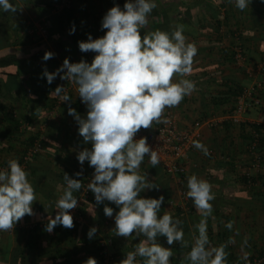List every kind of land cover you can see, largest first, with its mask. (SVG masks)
<instances>
[{
  "label": "clouds",
  "instance_id": "clouds-1",
  "mask_svg": "<svg viewBox=\"0 0 264 264\" xmlns=\"http://www.w3.org/2000/svg\"><path fill=\"white\" fill-rule=\"evenodd\" d=\"M250 3L251 0H235V7L243 11ZM157 6L155 0H126L123 9L119 5L111 7L101 22L105 34L96 39L89 34L87 41L78 42L81 52L96 53L91 63L84 60L71 63L65 58L55 72L45 68L42 74L48 84L57 77L74 83L87 106L86 118L68 107V114L79 125V135L85 143H91V149L80 151L77 159L81 165L88 161L94 168L87 187L96 203L109 201L119 209L114 216L115 235L145 238L119 264H171L174 253L170 246L177 242L182 247L189 246L184 239L183 220L173 218L168 212L160 215L164 196L140 195L145 190H159L160 186L149 181L147 173L141 174L140 168L146 157L156 167L160 156L149 146L147 137L136 139L137 133L153 128V124L169 123L165 118L166 109L178 107L196 89L195 81L185 77L193 72L198 49L187 41L184 26L176 25L171 32L157 29L142 34ZM17 9L10 0H0L3 12L15 13ZM74 31L73 27L70 34ZM53 57L54 53L45 52L42 59L47 61ZM51 94L62 102L71 99L63 86H57ZM193 146L210 155L200 141H193ZM63 180L66 187L55 204L57 214L54 218L48 217L45 227L48 233L58 225L66 229L75 226L71 210L78 206V200L73 193L81 190L82 183L67 173ZM212 188L210 182L196 174L187 178L186 195L201 217L194 226L198 235L193 237L184 258L189 264H227L229 253L225 249L234 243L231 238L219 246L210 243L208 218L212 217V201L216 198ZM36 200L28 173L17 159H10L7 168L0 170V232L12 231L26 215H34L32 205ZM103 212L111 218L114 209L105 205ZM233 226L234 221L225 225L229 230ZM96 233L97 228L92 227L87 235L91 239ZM160 237L166 239L168 247L159 242ZM244 244L247 245V239ZM242 259L247 262L248 254ZM84 264H97V260L89 257Z\"/></svg>",
  "mask_w": 264,
  "mask_h": 264
},
{
  "label": "crops",
  "instance_id": "crops-1",
  "mask_svg": "<svg viewBox=\"0 0 264 264\" xmlns=\"http://www.w3.org/2000/svg\"><path fill=\"white\" fill-rule=\"evenodd\" d=\"M115 5L116 4L108 5L104 3L102 4V7L99 8V13L104 17L106 12ZM228 5L232 12H239L235 7V0H232V3H229L228 0ZM255 5V9L252 10L250 4L248 8L240 12L241 15L237 14V18L235 17L232 19L229 22V25H227L228 29L236 30L234 37L227 34L225 28H222L223 31L220 36V42L224 46L236 41L237 37L240 38V42L244 43L248 49V55L246 56L247 60L252 61L253 58L259 59L264 54V4H261L260 0H257ZM208 6H210V3L204 4V7ZM87 39L88 38H83L81 41H87ZM187 41L194 43L198 49L197 55L194 58L193 72L190 76L185 77L195 81L196 89L191 95L186 96L178 107L166 109L165 112L169 111L176 116L180 128L186 129L188 127H193L197 134L195 141H200L210 152V155L206 156L202 151L193 146L187 162V178L192 174H196L199 178H202L213 185L212 191L215 193L216 198L212 201V217H209L208 219L212 221L213 228L216 230L209 235L211 245L219 246L231 238L234 243L228 244V247L225 249V251L229 253L227 264H254L249 262L263 258L259 255L261 253L264 254V184L261 183L262 181L260 180L264 178V166L260 165V162L257 164L259 155L255 150H251L249 140L250 137L254 140L264 138L263 133L260 132L262 129L259 131V135L255 134L254 130H252L253 126L261 125L264 127V88L260 86V83L256 84V82L253 81L252 84L254 85H251L246 89L243 86V77H240L239 74L236 73V70L233 69L234 67H232L234 64L232 65L229 62H223L222 55H220L217 50L208 52L206 48L205 50L201 48L202 44L206 41L205 35H198L193 39L188 37ZM72 47V49L69 48L68 52H63V50L62 52L52 50V53H54V56H56L59 61H64L65 58H68L71 63H77L81 60L88 62L96 55V53L91 51L86 53L81 52L77 46ZM238 70L242 71L243 69ZM176 79L178 80L180 77H177ZM222 81L225 84V88L221 86ZM68 82L70 84L68 90L73 89L71 88V85L76 86L74 83L70 81ZM234 83H238L243 87L242 94L247 95V98H250L254 102L258 101V107L247 105L241 114H237L235 109L238 98L235 99L234 102L232 99H221L222 101L213 100L217 94H222L221 92L223 91L227 92L228 87H231ZM251 90L261 93V96L263 97H259L257 93V96L253 95ZM74 91L75 94L78 95L77 89H73L70 95H72ZM47 96L52 100V95L45 93V97ZM259 99L261 100L259 101ZM81 103L83 104L84 109L82 113L79 114L77 108L74 106V101L62 102L61 100H56V102L51 103L44 100L39 105V109L40 111L42 110V113L38 116H41L38 120L44 121L46 124L50 123L51 131L46 132V134L43 135V126L38 127L36 131L30 129L33 121L36 119V115L32 117V123L28 124L30 126L27 125L23 128L29 130L28 136L37 133L40 135L39 139H43L46 143L45 147H42L40 151V155H43L44 157H46V152H48L50 148L62 146L61 151L65 153L67 160H70V163L66 164L67 166H64L66 172H64V167L59 168L60 170H53L49 167L50 171L59 172L62 173V175L69 171L68 175H72L71 171H74L75 165L77 166V164L73 162L74 158L77 159L74 155H78L80 151L88 148L78 146L77 141L81 138L78 132L79 125L74 117L68 114V107L70 105L82 118H86L87 106L82 101ZM257 110H260V113ZM253 111L256 112V117H253ZM46 114H49V118L44 120L42 116L46 117ZM157 126L158 124H153V128L151 129H141L137 135L140 133L151 132ZM30 131L36 133L32 134ZM48 161L50 162L53 160L49 159ZM39 162H41V160ZM87 166L90 167L89 164H87L86 167ZM43 170L47 169L44 168ZM83 170L85 171L86 168L83 167ZM89 170L90 169L88 168V171ZM140 172L141 174L147 173L148 180L160 186L159 190H145L140 194L141 197L159 198L162 194L164 195L166 187V194L169 196L167 205H169L170 201L174 200V196L171 194V186L168 184L171 179L165 177L158 166L152 167L148 162V159L145 158V161L141 165ZM241 172H250L254 177H260V179L256 180L254 183L252 182L251 184L246 185L238 179V174ZM28 179L30 181L29 177ZM166 179L169 180L167 181ZM55 186L56 184L52 186L50 183L47 184L45 182L40 184L41 188H52V190H55ZM174 186L176 185L174 184ZM183 187L187 188V179L181 184V188ZM59 191L64 192L62 189ZM42 192L43 190L41 189V191L36 193L37 200L32 205L34 215H26L15 225L12 231L0 232V238L3 237V241L0 244V253L8 251L11 255L12 252L15 253L17 251H22L24 236L21 235V232H16L17 229H28L32 227V225L37 224L41 227V225L48 223L49 216L52 218L55 217L57 214L55 200H50L48 195H43ZM47 192H50V190ZM39 195L40 197L43 196L48 201L46 202V205L45 203L40 202L38 198ZM58 196L59 193L55 192L53 197L56 198ZM92 196H94L93 193ZM167 205L163 207L160 215H163L166 212ZM82 208H84L85 211L88 209V211L86 214L87 221H85L86 223L83 222L81 224V231L83 230L85 232L92 227L97 228L96 235L99 238L98 242L105 245V251L107 253L110 252L109 258L106 255L108 259L107 264H110V259L111 262L119 264L123 258L125 259L128 252L135 251L139 240L145 239L142 236L136 238L135 235L128 238L116 236L114 231V217H106L105 220L102 214L99 213L97 209H93L88 202H86ZM75 211H77V209L71 210V214L74 219H77L78 215ZM182 211H184V209L181 210V214L179 215L186 218V220L188 219V224L186 227H183V230L189 231L190 239L193 242V237L196 235L194 232V225L199 222L201 217L190 198L187 216L184 215ZM171 215L174 216L175 214L171 213ZM258 218H261L262 220L260 224H254L253 221ZM80 219L82 218L80 217ZM193 221H196V224H193ZM229 221H234L232 230L225 227ZM216 225L217 228H215ZM245 239H247V245L244 244ZM159 242L165 246L163 237L159 238ZM69 244H72V246ZM63 247L72 250L82 249L76 247L73 248V243H69V241L65 242ZM108 248L111 251L108 252ZM52 249L53 247L51 244L46 249L42 250V253L52 252ZM24 253L26 254L25 249ZM187 253L185 255H187ZM112 254H115L116 256L113 258ZM245 254H248L247 262L242 259ZM34 255L35 254H33V256H31V254H29V256L28 254L25 255V262L22 264H31V262L37 264L38 260ZM137 259L139 260L140 258L137 257ZM0 261L4 264H19L18 262L10 263V260L7 262H4L3 260ZM185 264H189V262L187 261Z\"/></svg>",
  "mask_w": 264,
  "mask_h": 264
},
{
  "label": "trees",
  "instance_id": "trees-1",
  "mask_svg": "<svg viewBox=\"0 0 264 264\" xmlns=\"http://www.w3.org/2000/svg\"><path fill=\"white\" fill-rule=\"evenodd\" d=\"M10 2L18 9L26 5L35 8V13L39 15V18H44L42 24L45 31V39L42 41L41 39L34 42L30 41L28 43L29 47L25 52L18 53V51L14 50L2 51V49L9 46L6 43L8 38L5 32L8 27L13 24V13L0 10V170L7 168L8 161L6 158L11 154L13 155V159H17L28 173L30 183L34 186L35 193L41 191L40 184L44 182L47 184L50 183L52 186L56 184L54 187L55 189L64 190L66 184L63 180L62 173L53 172L49 169L43 170L50 166L57 167V170H60L59 168L67 166L66 164L70 163L65 153L61 151L62 146L50 148V150L46 152V158L53 160V162H46L44 156L40 155L41 148L46 145L43 139H39L40 135L36 133L26 137L23 136V139H21V129L32 123V117L39 111V102L45 100L46 102L54 103L56 100H60L59 97L51 93L57 86H63L65 89L70 86L67 80L63 81L59 77L56 78L57 81L54 80L51 84H48L46 78H44L42 74L45 68H47L49 72H52V65H54V63L51 62L52 58L47 61H44L42 58L45 52H52V50L56 48H61L63 52H68L69 48H73L72 46L79 47L78 42L83 40V38H88L89 34L93 39L102 37L106 30L101 28L103 16L99 13V8L102 7V4L106 3L108 5H119L121 9H123L126 0H11ZM155 2L158 6L152 11V15H149V24L147 28L142 30V34L143 32L157 29L171 32L176 25H183V34L187 38L191 37L193 39L198 35H205L206 41L202 44L201 48L204 50L206 48L208 52L217 50L219 54L222 55L223 62H229L232 65L235 64L234 56L236 49L240 51L244 61L247 60L246 56L248 55V49L244 43L240 42V38L237 37L236 41L227 46H224L220 42L221 32L223 31L222 28H225L227 34L234 37L236 30L228 29L227 25H229L232 19L235 17L237 18V14L241 12L239 9H237L239 12H232L228 5V0H155ZM256 2L257 0H251L250 4L252 10L255 9L254 6H256ZM205 3H210V6L204 7ZM260 3L264 4V0H260ZM51 14L54 15L55 20L54 17L53 20L49 18ZM73 27L75 31L73 34H70V44L63 43L62 38L64 33L67 30L70 33ZM11 44L13 45V42H11ZM49 46L56 48L50 49ZM56 51H58V49H56ZM81 56L79 57L82 58ZM92 60L90 59L88 63H91ZM253 61L256 64L259 62L263 63L264 54L259 59L253 58ZM242 74H245V69L242 70ZM221 86L225 88L223 81L221 82ZM45 93L52 95V100L49 99L48 96L45 97V95H43ZM221 93L222 94H217L213 100L222 101L232 99L234 102L235 99L243 95V87L238 83H234L231 87H228L227 92L223 91ZM63 94L64 93H62V95ZM66 94L69 95V92L67 93L66 91ZM17 101L21 102L20 105H23L22 110L26 109L27 112H25L22 119L17 117L13 112V105ZM74 104L78 113L81 114L84 109L81 100L77 98ZM23 125L24 127H22ZM262 128L261 125L253 126L252 130H254L255 134L259 135V131ZM260 132L263 133V131ZM253 142L256 143L254 150L259 155L258 162L261 163L264 159V153L262 152L264 151V138L254 140L250 137L249 143L252 144ZM77 144L81 147H88L89 150L91 149V143H85L82 137L78 139ZM31 149H35V153H32V156L28 157L27 153ZM40 160L41 162H39ZM64 172H66V168ZM68 173L69 171L67 174ZM238 179L247 185L252 182L254 183L256 180L260 179V177L256 178L250 174V172H241L238 174ZM260 180L262 181L261 183L264 184V178ZM166 191L165 187V193L164 195L162 194L165 200L161 206V210L168 203L169 196L166 194ZM51 192L53 193L52 189L50 192H47L48 198H50ZM78 193L79 191L74 195L76 198L78 197ZM93 200L94 196L91 194L88 200L83 201V204L88 202L93 209H97L99 213L102 214L105 220L106 216L103 212L105 205L114 209V216L119 210L116 205L112 203L103 202L97 204L96 201ZM180 212V209H175L173 218L183 220L184 223L182 227H186L188 219L186 220V218L181 217L179 215L181 214ZM193 224H196V221H193ZM46 225L47 224L39 227V224H37L32 225V227L28 229H17L16 232H21V235L24 236L22 247L25 249L26 254L23 248L22 251L12 252L11 255L8 251L1 252L0 260L4 262L10 260V263L18 262L22 264L25 262V255L28 254L29 256V254H31V256H33V254H35L34 256L38 260L37 264H84L89 257L95 258L97 264H103L104 259L102 252L106 247L103 243L98 242L99 238L96 234L90 239L87 235L89 230L85 232L83 230L81 231V225L77 222H74L75 226L72 229H66L58 225L52 233L45 231ZM215 228H217V225ZM215 230L212 221L208 219V236ZM183 231L186 235H184V239L188 242L189 246L182 247L179 242L170 246L174 253L171 258V264H185L187 262L184 259L186 256L185 254L190 251L193 242L190 239L189 231ZM194 232L196 235L198 234L195 227ZM163 240L165 246L168 247L164 237ZM67 241L73 243V248L82 249L72 250L63 247L64 243ZM51 244L53 247L52 252L42 253V250L46 249ZM115 256V254H112L113 258ZM259 256L264 258L263 253ZM0 264L4 263L0 261ZM31 264L34 263L31 262ZM110 264L116 263L111 262L110 259ZM262 264H264V262Z\"/></svg>",
  "mask_w": 264,
  "mask_h": 264
},
{
  "label": "rangeland",
  "instance_id": "rangeland-1",
  "mask_svg": "<svg viewBox=\"0 0 264 264\" xmlns=\"http://www.w3.org/2000/svg\"><path fill=\"white\" fill-rule=\"evenodd\" d=\"M11 1V0H10ZM188 1H191V0H188ZM106 11V10H105ZM150 15H152V14H150ZM53 16L54 15H49V18L50 19H52L53 20ZM151 17H153V16H151ZM1 21H4V20H1ZM12 22H13V24L11 25V26H9L8 27V29L6 30V32H5V34H6V37L8 38V40H6V43L9 45L8 47H6V48H4V49H2V51H9V50H14V51H18V53H21V52H25L26 50H27V48L29 47V45H28V43L31 41V42H34V41H38L39 39H41V41L43 40V39H45V31H44V27H43V22H44V18H39V15H37L36 13H35V8H33L32 6H30V5H26V6H21L15 13H13V16H12ZM2 37V36H1ZM62 41H63V43H68V44H70V33H69V31L67 30L65 33H64V35H63V38H62ZM11 42H13V45L11 44ZM50 47V49H55L56 47H51V46H49ZM56 49H58V51L57 52H62V50H61V48H56ZM55 49V50H56ZM55 50H53V51H55ZM51 62L52 63H54V65H52V72H55L56 71V69H58V68H60L61 66H62V64H63V62L62 61H59L58 60V58L56 57V56H54L52 59H51ZM262 62H259V63H255L254 61H252V60H245L244 61V69H247V70H249V71H251V75L250 76H248L246 73L245 74H242V71H239L238 69H242V68H240L239 66H237L236 64H234L232 67H234L233 69H235L236 70V73H238L239 74V76L240 77H243V79H244V81H243V86L246 88V89H248L251 85H254V84H252L253 83V81H255L256 82V84L257 83H260V86L262 87V88H264L263 87V80H264V72L263 71H258L257 69H258V67L260 66V65H263V63L261 64ZM261 68H264V67H261ZM55 81H57V79H55ZM63 81H65V80H63ZM255 84V85H256ZM75 87V88H74ZM71 88H73V89H77L76 88V86H72L71 85ZM73 89H69L68 90V88H66V90H67V93L69 92V95L71 94V92L73 91ZM252 92H253V95H256V93H257V95L259 96V97H263V96H261V93H258V92H254L253 90H251ZM251 91H250V93H251ZM43 95H45V94H43ZM245 95V94H244ZM256 95V96H257ZM70 97H71V99H70V101H75L77 98L78 99H80V97L78 96V95H76L75 94V91H74V93L72 94V95H70ZM249 97V96H248ZM81 100V99H80ZM261 99H259V101H260ZM264 100V99H263ZM244 101L248 104V105H254L253 104V101L250 99V98H247V95H245V97H244ZM15 102V101H14ZM20 103L21 102H16L14 105H13V112H14V114L17 116V117H19V118H23L24 117V115H25V112H26V109L25 110H22V108H23V105H20ZM42 102H39V104H41ZM260 106V105H259ZM253 107H258V105H254ZM28 110V109H27ZM29 111V110H28ZM257 111H259V113H260V110H257ZM27 113V112H26ZM29 113V112H28ZM42 113V110L40 111V109H39V111H38V113L36 112V119L33 121V123H32V125H31V128L30 129H32V130H34V131H36V129H38V127H40V126H43V129H44V133H43V135L44 134H46V132H50L51 131V124L50 123H45L44 121H40V120H38V119H40L41 118V116L40 117H38L40 114ZM252 114H253V117H256V112L255 111H253L252 112ZM44 115H45V113H44ZM48 115L49 114H46V117L45 116H42V118L44 119V120H46V118L48 119L49 117H48ZM38 117V118H37ZM22 127H24V125L22 126ZM25 128V127H24ZM262 131H263V135H264V127L262 128ZM28 133H29V130L27 129H21V135H22V138L21 139H23V136L24 137H26V136H28ZM30 133H32V134H34V133H36V132H31L30 131ZM40 133V132H39ZM263 153H264V151H262ZM71 155V154H70ZM72 156V155H71ZM75 157H77L78 155H74ZM264 156V155H263ZM73 157V156H72ZM74 158V157H73ZM7 159V161H9L10 159H13V155H11V154H9V156L6 158ZM44 159H46V162H49L48 160H49V158H46V157H44ZM264 160V159H263ZM45 161V160H44ZM53 162V161H52ZM73 162H75L76 164H77V166L75 165V169H74V171H71L72 172V175H70L69 177H71V178H74V179H78V180H82L85 176H86V173H87V171H88V168H90V167H86V165L87 164H89L88 163V161H85L84 162V164L83 165H81L80 163H79V161L77 160V159H73ZM260 165H262V166H264V161H262L261 162V164ZM51 167V169H53V170H57V168L56 167H52V166H50ZM83 167H85L86 168V170L84 171L83 170ZM47 170L48 169H50L49 167L48 168H46ZM71 172H70V174H71ZM77 172H81L82 174L80 175V176H77L76 175V173ZM167 181L169 180V179H166ZM165 180V181H166ZM168 184L171 186V194L174 196V200H173V202H174V204H176L175 202H177L178 201V197H177V192H178V190L181 188V185L180 184H176L175 182H173L172 180H169V182H168ZM174 184L176 185V186H174ZM180 185V186H179ZM169 186V187H170ZM173 187V188H172ZM185 190H188L186 187H183ZM42 190H43V192H42V194L43 195H47V191H49V190H51L52 188H41ZM55 189V188H54ZM53 191H55L56 193H59V196L58 197H56V198H54L53 196L55 195V192H51V195H50V200L52 199V200H55V203L57 202V200L59 199V197L61 196V195H63V192L62 191H59L58 189H55V190H53ZM77 193V191L76 192H74L73 193V195H75ZM78 195V194H77ZM171 196V195H170ZM38 198H39V200H40V202L41 203H45V205H46V202H48L43 196H41L40 197V195L38 196ZM171 198V197H170ZM83 205L84 204H81V207H79V208H77V211H75V213L78 215V216H80L82 219H80V225L84 222V223H86L85 221H87L86 220V218H87V211H88V209H87V211H85L84 210V208H82L83 207ZM179 205H181V204H179ZM188 205H189V201L186 203V205L183 207V209H184V211H182V213L184 214V215H186L187 216V212H188ZM174 209H177V207H174L173 205H167V207H166V212H168L169 214H171V213H174ZM58 211V210H57ZM189 211H190V209H189ZM262 220H261V218H258V219H256L255 221H253V223L254 224H256V223H258V224H260V222H261ZM88 224V223H87ZM89 225V224H88ZM2 238L3 237H1L0 238V244H1V242L3 241L2 240ZM69 245H71L72 246V244H69ZM109 251H111L109 248H108V252ZM105 253H106V255L108 256V258L110 257L109 256V253H107L106 251H105ZM260 259V258H259ZM255 260H257V259H255ZM249 263H253V261H251V262H249Z\"/></svg>",
  "mask_w": 264,
  "mask_h": 264
},
{
  "label": "built area",
  "instance_id": "built-area-1",
  "mask_svg": "<svg viewBox=\"0 0 264 264\" xmlns=\"http://www.w3.org/2000/svg\"><path fill=\"white\" fill-rule=\"evenodd\" d=\"M235 56H234V63L239 66L240 68L244 69V59L241 55L240 51L238 49L235 50ZM264 63L263 65H260L258 67V71L264 72ZM245 73L250 76L251 71L245 69ZM264 83V80H263ZM245 95L243 94L241 97H239L237 100L236 105V113L241 114L245 107L248 105L244 101ZM254 105L259 104L258 101L254 102ZM165 118L169 121V123L164 124L160 123L158 126L151 132H145L140 133L136 136V139H139L141 137H147V142L149 146L156 150L160 156V163L157 165L162 174L173 180L176 184H182L187 179V173H188V167L187 162L189 159V153L191 152L193 148V141L196 140L197 134L193 127H188L186 129H182L179 127L176 116L167 111L165 112ZM37 147V146H36ZM35 147V148H36ZM256 147V143L253 142L250 145V148L252 151H254ZM32 153H35V149H31L27 156H32ZM148 158V157H146ZM257 160V164H258ZM94 174V168L91 167L87 175L82 179V188L79 190L78 193V206L75 208V210L78 207H81V204L83 201H86L89 199L92 192L88 190V184L92 180ZM187 190L180 188L178 190V201L174 204L173 201H170V205H173L174 207H179L183 209V207L186 205V203L189 201V198L186 195ZM181 204V205H179ZM74 222L79 223L80 222V216H78L77 219H74ZM105 250L102 252V256L104 259V264L108 263V259L105 253ZM264 262V258H260L257 260H253L254 264H262Z\"/></svg>",
  "mask_w": 264,
  "mask_h": 264
}]
</instances>
